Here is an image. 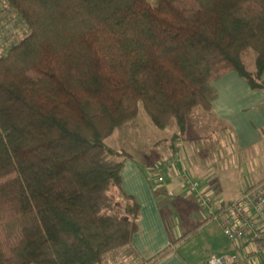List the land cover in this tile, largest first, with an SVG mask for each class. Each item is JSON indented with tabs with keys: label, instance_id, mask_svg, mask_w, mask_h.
<instances>
[{
	"label": "trees",
	"instance_id": "16d2710c",
	"mask_svg": "<svg viewBox=\"0 0 264 264\" xmlns=\"http://www.w3.org/2000/svg\"><path fill=\"white\" fill-rule=\"evenodd\" d=\"M0 2L27 27L0 55V264H96L140 216L108 138L140 106L184 136L229 72L264 89V0Z\"/></svg>",
	"mask_w": 264,
	"mask_h": 264
},
{
	"label": "crops",
	"instance_id": "0c3cea01",
	"mask_svg": "<svg viewBox=\"0 0 264 264\" xmlns=\"http://www.w3.org/2000/svg\"><path fill=\"white\" fill-rule=\"evenodd\" d=\"M213 85L217 97L207 113L222 132L203 138L188 124L185 135L177 136L176 128L165 148L167 158L176 157L174 167L164 166L163 160L142 166L132 155L125 160L122 188L139 204L138 229L130 244L109 251L96 264H205L213 253L236 255L241 264H249L244 249L228 240L212 216L242 196L230 201L221 196L222 176L236 174L221 161H230L239 177L249 176L243 191L264 180V89L252 88L235 71ZM187 178L198 186L189 187ZM199 193L211 198L213 210L200 206Z\"/></svg>",
	"mask_w": 264,
	"mask_h": 264
},
{
	"label": "rangeland",
	"instance_id": "374dc122",
	"mask_svg": "<svg viewBox=\"0 0 264 264\" xmlns=\"http://www.w3.org/2000/svg\"><path fill=\"white\" fill-rule=\"evenodd\" d=\"M26 33L27 27L17 13L11 10L6 2H0V55L6 51L11 43L16 42ZM189 124L194 125L193 130L195 129L199 136L203 138L206 136L211 137L218 130L217 135L222 132L220 131L222 130L221 127L218 126L220 125L219 122L213 121L207 111L200 108L194 112ZM176 128L175 121L167 129L157 128L140 106L138 115L122 128L116 130L107 142L109 145L135 157L140 165L147 166L151 160L156 163L158 160L161 161L168 157V149H165L168 146L166 142ZM221 162H224L227 168L230 167L236 173L231 176H222L223 179L219 183L221 196L226 201H230L243 194V183L244 180L249 181V176L241 178L237 174L239 170H234L235 168L230 161Z\"/></svg>",
	"mask_w": 264,
	"mask_h": 264
},
{
	"label": "built area",
	"instance_id": "2783aa9c",
	"mask_svg": "<svg viewBox=\"0 0 264 264\" xmlns=\"http://www.w3.org/2000/svg\"><path fill=\"white\" fill-rule=\"evenodd\" d=\"M162 164L174 167L177 165L176 157L166 158ZM158 181L162 182L163 177L159 176ZM187 184L191 188L198 186L194 178H187ZM197 202L204 209L214 208V202L207 194L199 193ZM212 218L219 221L223 233L232 244L244 249L246 262L264 264V180L247 188L239 199L224 204ZM205 263L241 264L236 255L216 253L207 255Z\"/></svg>",
	"mask_w": 264,
	"mask_h": 264
}]
</instances>
